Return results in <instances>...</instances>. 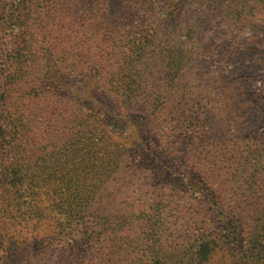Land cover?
I'll list each match as a JSON object with an SVG mask.
<instances>
[{
	"label": "trees",
	"instance_id": "1",
	"mask_svg": "<svg viewBox=\"0 0 264 264\" xmlns=\"http://www.w3.org/2000/svg\"><path fill=\"white\" fill-rule=\"evenodd\" d=\"M2 2V213L47 223L60 264H216L218 252L224 264H264V132L235 128L230 89L200 99L209 116L189 114L179 50L154 75L147 45L130 38L135 23L159 24L151 3ZM162 175L174 177L166 194Z\"/></svg>",
	"mask_w": 264,
	"mask_h": 264
},
{
	"label": "rangeland",
	"instance_id": "2",
	"mask_svg": "<svg viewBox=\"0 0 264 264\" xmlns=\"http://www.w3.org/2000/svg\"><path fill=\"white\" fill-rule=\"evenodd\" d=\"M111 1L114 3L115 0ZM147 1L151 3L150 11L159 24L148 29L141 23H135L130 38L133 42L147 45L144 63L153 69L154 75L163 78L165 57L170 56V53L177 54L179 50L184 57L183 63L188 67L187 76L192 82L182 90L190 99L187 104L189 114L199 110L209 116L212 107L200 103V99L206 94L210 100V96L225 94L230 89L242 106L238 116L240 121L234 125L235 128L243 138H255L263 133L264 0ZM172 4H177V7ZM3 5L0 0V13H3ZM173 7L178 10L173 12ZM159 8L162 12H158ZM196 8L198 11H195ZM187 10L191 12L187 13ZM221 132L219 130L220 135ZM232 132L233 129L229 128V133ZM174 136L175 140H180L186 146L193 141L186 133ZM146 144L156 153L157 144L152 132H149ZM146 172L151 175L150 169ZM173 183L172 175H162L158 189L166 194ZM2 197L0 264H60L64 256L60 245L50 246L46 242L47 238L43 237V234L48 236V224L38 223L37 220L24 223L16 220L13 214H10L9 219L2 213ZM162 216L160 214L159 218ZM165 218L168 219L166 215ZM167 219L156 224L157 234L163 237L170 230ZM36 232L42 236H37ZM10 238L15 240L13 245L10 244ZM23 238L25 241H22ZM223 261L221 252H218L213 263L224 264Z\"/></svg>",
	"mask_w": 264,
	"mask_h": 264
}]
</instances>
